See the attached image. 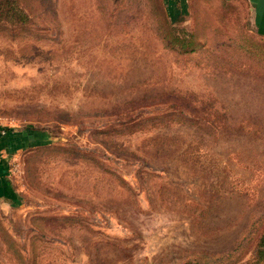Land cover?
<instances>
[{"label":"rangeland","instance_id":"rangeland-1","mask_svg":"<svg viewBox=\"0 0 264 264\" xmlns=\"http://www.w3.org/2000/svg\"><path fill=\"white\" fill-rule=\"evenodd\" d=\"M7 131L0 264H264L245 2L0 0Z\"/></svg>","mask_w":264,"mask_h":264},{"label":"crops","instance_id":"crops-1","mask_svg":"<svg viewBox=\"0 0 264 264\" xmlns=\"http://www.w3.org/2000/svg\"><path fill=\"white\" fill-rule=\"evenodd\" d=\"M246 3L248 6L251 21L254 25L255 31L260 34L264 35V0H241ZM4 135L0 132V166H4L6 163V156L13 153L15 147H18L15 144V140H19L17 133L11 131H7V140L4 139ZM5 152L6 155L2 153ZM9 153V154H8ZM8 178V176H7ZM6 177L0 174V188L2 186L9 184V180Z\"/></svg>","mask_w":264,"mask_h":264},{"label":"trees","instance_id":"trees-1","mask_svg":"<svg viewBox=\"0 0 264 264\" xmlns=\"http://www.w3.org/2000/svg\"><path fill=\"white\" fill-rule=\"evenodd\" d=\"M9 130V129H8Z\"/></svg>","mask_w":264,"mask_h":264}]
</instances>
